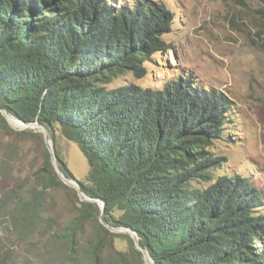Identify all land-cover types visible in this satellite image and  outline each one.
<instances>
[{"label": "trees", "instance_id": "16d2710c", "mask_svg": "<svg viewBox=\"0 0 264 264\" xmlns=\"http://www.w3.org/2000/svg\"><path fill=\"white\" fill-rule=\"evenodd\" d=\"M172 23L152 0H0V110L46 129L67 179L75 178L57 136L74 142L88 164L80 190L105 202L102 212L79 202L78 215L50 234L56 264H145L132 239L100 216L133 230L154 264H264L263 191L240 175L213 177L227 161L216 144L229 96L190 74L107 88L126 73L143 78L146 63L172 52L164 40ZM0 124L13 132L1 115ZM15 134L43 144L41 133ZM35 177L25 192L2 193L0 210L22 230L50 225L43 197L63 185L45 146Z\"/></svg>", "mask_w": 264, "mask_h": 264}, {"label": "rangeland", "instance_id": "374dc122", "mask_svg": "<svg viewBox=\"0 0 264 264\" xmlns=\"http://www.w3.org/2000/svg\"><path fill=\"white\" fill-rule=\"evenodd\" d=\"M131 1L119 0L120 3ZM152 1L164 3L173 15L172 31L164 37L173 51L154 56L157 63H146L147 74L143 78L126 73L107 88L125 84L142 88L161 86L163 78L170 80L177 74H190L198 86L224 92L232 102L230 120L225 125L224 140L216 147L227 161L213 177H247L264 193L263 3L260 0ZM6 124L13 132L0 124V202L5 188L25 192L31 187L41 167L45 146L44 140L42 144L37 139L25 140L15 134L25 130L40 133L37 129L22 126L23 130H17ZM57 142L61 158L75 180L85 182L88 164L78 146L60 136ZM72 190L63 184L44 195L42 215L48 226L32 225L22 230L7 216V209L0 210V222L5 220L0 223V264H56L52 258L56 248L50 242V234L62 230L78 215L75 205L81 199ZM92 226V222L86 223L84 229L88 232ZM116 245L124 249L126 240Z\"/></svg>", "mask_w": 264, "mask_h": 264}, {"label": "water", "instance_id": "95a60500", "mask_svg": "<svg viewBox=\"0 0 264 264\" xmlns=\"http://www.w3.org/2000/svg\"><path fill=\"white\" fill-rule=\"evenodd\" d=\"M0 114L1 116L6 120V122L9 124L7 118L8 117H13L9 114H7L4 110H0ZM15 118L16 120H18L20 123L26 125V126H30L31 128L30 129H37L38 132H40L43 136V140H44V144L49 152V155H50V160H51V163L53 165V168L57 174V176L59 177V179L61 180V182L68 186V187H71L73 188L76 193H77V196L81 199L80 201H83V202H95L100 210V212L103 211V208H104V205H105V202L98 199V200H94V199H91L89 197H87L81 190H80V187H79V184H78V181L75 180V179H67L63 176V174L61 173L58 165H57V162H56V159H55V156H54V152H53V147H52V142L48 136V133L46 131V129L39 124V122L35 121V122H30V123H25L23 121H21L20 119L16 118V117H13ZM99 221L101 222V224H103V226H105L110 232L112 233H123V234H127L133 241L134 243V246L135 248L141 252L142 256H143V259H144V262L145 264H154L152 258L148 255L147 251L145 249H143L139 243H138V238L135 234V232L131 229H126V228H114V227H109L107 224L103 223L102 219H101V216L99 217Z\"/></svg>", "mask_w": 264, "mask_h": 264}, {"label": "bare ground", "instance_id": "6f19581e", "mask_svg": "<svg viewBox=\"0 0 264 264\" xmlns=\"http://www.w3.org/2000/svg\"><path fill=\"white\" fill-rule=\"evenodd\" d=\"M7 120H8V122H9V124H10L14 129H17V130H23V129H21V127H22V126H26V125H24V124H17V123H15L14 121L11 120L10 117H8Z\"/></svg>", "mask_w": 264, "mask_h": 264}]
</instances>
